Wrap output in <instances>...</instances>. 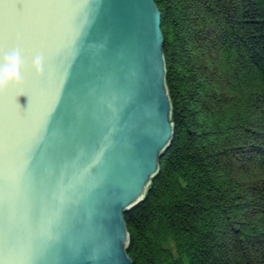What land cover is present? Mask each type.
Here are the masks:
<instances>
[{
    "label": "water",
    "instance_id": "95a60500",
    "mask_svg": "<svg viewBox=\"0 0 264 264\" xmlns=\"http://www.w3.org/2000/svg\"><path fill=\"white\" fill-rule=\"evenodd\" d=\"M160 21L155 0H0V264H132L123 213L173 136Z\"/></svg>",
    "mask_w": 264,
    "mask_h": 264
},
{
    "label": "trees",
    "instance_id": "16d2710c",
    "mask_svg": "<svg viewBox=\"0 0 264 264\" xmlns=\"http://www.w3.org/2000/svg\"><path fill=\"white\" fill-rule=\"evenodd\" d=\"M155 2L175 132L126 216L128 255L264 264V0Z\"/></svg>",
    "mask_w": 264,
    "mask_h": 264
},
{
    "label": "bare ground",
    "instance_id": "6f19581e",
    "mask_svg": "<svg viewBox=\"0 0 264 264\" xmlns=\"http://www.w3.org/2000/svg\"><path fill=\"white\" fill-rule=\"evenodd\" d=\"M155 4H156V2H155ZM156 6H157V4H156ZM157 9H158V6H157ZM158 11H159V9H158ZM159 13H160V11H159ZM160 15H161V13H160ZM162 17V16H161ZM160 32H161V34H162V36H163V33H162V20L160 21ZM163 42H164V36H163ZM163 45H164V43H163ZM162 51H163V67H164V71H165V78H166V74H167V66H166V61H165V59H164V46H163V48H162ZM171 113L173 114V107L171 106ZM170 118H171V120H170V124H171V126L173 127V137H174V132H175V123H174V119H173V116L171 115L170 116ZM172 141H173V139H171V141L169 142V144H168V147L166 148V150H164L163 151V155H162V158L164 157V155L167 153L166 151H168L169 150V148L171 147V145H172ZM168 149V150H167ZM161 158V159H162ZM159 172H160V163H159V166H158V169H157V172L156 173H153L154 175L153 176H151V178H149V180H150V182H152L153 183V181H154V179L158 176V174H159ZM150 182L148 183V185L146 184V186L144 187V191H143V194L139 197V204H136V206H134V205H131L124 213H123V217H124V232H126V234H127V238H126V240H125V247H126V254H127V256H128V258L130 259V261L132 262V264H134L133 263V261L131 260V258L129 257V255H128V251H129V248H130V233H129V230H128V225H127V223H126V216H127V214H130V213H132L133 212V210L134 209H136L138 206H140L141 204H143L145 201H146V199H147V197H148V194L151 192V188H152V183L150 184ZM183 254V253H182ZM172 257H174V255H176V254H173L172 253ZM174 259V258H173ZM179 259H181V257H179Z\"/></svg>",
    "mask_w": 264,
    "mask_h": 264
},
{
    "label": "clouds",
    "instance_id": "9594fccd",
    "mask_svg": "<svg viewBox=\"0 0 264 264\" xmlns=\"http://www.w3.org/2000/svg\"><path fill=\"white\" fill-rule=\"evenodd\" d=\"M12 60L15 62L16 60H18V57H17V56H13V57H12ZM4 73H6V72L0 73V86L3 85V79H4L3 74H4ZM7 73H9V72H7Z\"/></svg>",
    "mask_w": 264,
    "mask_h": 264
},
{
    "label": "rangeland",
    "instance_id": "374dc122",
    "mask_svg": "<svg viewBox=\"0 0 264 264\" xmlns=\"http://www.w3.org/2000/svg\"><path fill=\"white\" fill-rule=\"evenodd\" d=\"M162 20V18H161ZM164 46V45H163ZM165 59V58H164ZM165 85H166V91H167V94H168V97H169V100H170V103H171V99H170V96H169V93H168V87H167V82H166V78H165ZM171 106H172V103H171ZM171 115L173 116V114L171 113ZM172 139H173V136H172ZM168 150V149H167ZM167 152V151H166ZM152 182H150L151 184Z\"/></svg>",
    "mask_w": 264,
    "mask_h": 264
}]
</instances>
